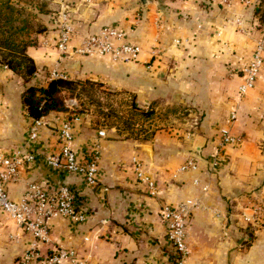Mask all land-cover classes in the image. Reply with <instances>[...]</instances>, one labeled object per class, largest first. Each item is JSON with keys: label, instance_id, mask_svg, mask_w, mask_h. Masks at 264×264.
<instances>
[{"label": "crops", "instance_id": "1", "mask_svg": "<svg viewBox=\"0 0 264 264\" xmlns=\"http://www.w3.org/2000/svg\"><path fill=\"white\" fill-rule=\"evenodd\" d=\"M222 1L51 0L55 11L26 49L37 70L29 83L59 69L69 79L126 92L142 108L158 110L174 103L188 111L180 117L188 121L186 129L179 127L183 123L174 124L141 140L112 128L98 137L93 119L75 112L76 101L69 99L77 156L84 158L99 140V173L93 186L45 162L46 155L60 148L57 130L68 111L44 116L39 138L31 141L33 118L22 103L28 82L0 68V148L13 155H36L32 162L23 159L17 181L7 187L9 196L18 199L29 182L51 189L67 185L77 209L89 215L84 222L52 219L47 239L39 245L42 253L64 246L76 249L77 261L84 264H179L159 212L192 198L198 201L188 224L192 252L181 264H264V207L257 209L264 205V64L254 86L238 91L241 67L264 40L252 14L253 0H235L230 6ZM64 10L74 29L70 48L103 25H114L128 42L142 47L139 60L60 54L54 43ZM261 55L264 59V44ZM222 128L241 135L242 143L220 146ZM134 155L157 181L156 195L137 180ZM189 158L197 168L172 177ZM30 242L32 237L0 211V264H18Z\"/></svg>", "mask_w": 264, "mask_h": 264}, {"label": "built area", "instance_id": "2", "mask_svg": "<svg viewBox=\"0 0 264 264\" xmlns=\"http://www.w3.org/2000/svg\"><path fill=\"white\" fill-rule=\"evenodd\" d=\"M234 1L223 0L222 3L230 6ZM236 22L240 24L241 19L236 18ZM73 30L71 16L64 10L60 14L54 43L60 54L72 52L87 57L105 56L112 61L120 62L139 60L142 47L137 43L128 42L126 33L117 26L103 25L99 31L85 36L80 43L70 48ZM175 43H178L177 39ZM262 49L263 42L257 45L252 59L241 67L242 82L238 88L239 93H244L254 86L264 64L261 55ZM3 68L7 69V66L4 65ZM46 78L47 80L69 79V76L63 70L51 69ZM74 123L75 115L67 112L57 130L60 148L58 151L46 155L45 162L53 169L79 175L88 185L93 186L97 184L99 173V140L95 139L89 153L84 158H79L73 148ZM44 125V116L33 118L28 131L31 141L39 138ZM97 135L103 137L105 131L100 129ZM242 141L241 135L233 134L227 128L220 130L218 141L220 146H239ZM23 159L32 162L36 159V155L33 152L26 155H20V153L13 155L0 148V211L11 217L19 228L32 237V242L20 254L18 264H84V262L77 261V251L72 247L58 246L47 254L41 252L39 245L46 241L52 219L65 217L77 222H84L89 215L87 211L77 209L75 195L67 185H58L51 189L38 182H29L22 195L18 199H12L8 194L7 187L10 183L17 181L19 166ZM196 168L195 160L189 158L173 171L172 177ZM133 171L137 180L145 185L150 195L154 196L158 193L157 181L145 172L136 155L133 156ZM194 181L198 183V179ZM197 206V200L187 198L175 205H166L159 212L164 224L165 238L174 251L179 264L187 259L192 252L188 224L192 212ZM262 207H264L263 204L258 205L257 209H262Z\"/></svg>", "mask_w": 264, "mask_h": 264}, {"label": "rangeland", "instance_id": "3", "mask_svg": "<svg viewBox=\"0 0 264 264\" xmlns=\"http://www.w3.org/2000/svg\"><path fill=\"white\" fill-rule=\"evenodd\" d=\"M10 1L14 4L13 8L15 10L12 13L13 22L7 24L5 23V18L0 22V43L9 40L14 43H19V41L33 43V36L45 29L42 23L43 20H45L50 12L55 11L52 8L53 3L51 0ZM160 1L165 3L169 0ZM4 2L5 0H0V7ZM258 5H261V0H253L254 12L252 14L258 18L260 25L257 28L262 30V40H264V25L259 18L262 12L255 11ZM1 11L4 13V17L11 15L4 7L1 8ZM19 27H22L23 30L16 31ZM11 50L12 47H7L6 49L4 47L0 48V68L4 66V57H11L10 55L13 53H11ZM46 77H44L43 81L37 80L33 83L43 85L48 81ZM93 83L97 85L86 84L84 87H80V89L75 91V96H66L65 105L66 103H70L69 99L75 100L77 105L75 112L88 114L95 123L94 127L99 130L109 131L114 128L119 135L133 136L141 140H146L150 139L156 130L168 129L170 125H180L179 123H183L184 125H180V128L184 129L188 127V121L180 119V117L182 118L188 114V111L182 106L178 108L173 103L158 110L151 106L142 108L135 105L132 95L123 91H115L105 84L96 81ZM23 84L25 85L24 81ZM178 98V96L173 97L172 101H177ZM67 111L71 112L69 109ZM174 118L178 119V121L173 122Z\"/></svg>", "mask_w": 264, "mask_h": 264}, {"label": "trees", "instance_id": "4", "mask_svg": "<svg viewBox=\"0 0 264 264\" xmlns=\"http://www.w3.org/2000/svg\"><path fill=\"white\" fill-rule=\"evenodd\" d=\"M2 4L3 5L0 7V22L5 18V23L10 24L13 22L12 13L15 11L13 8L14 4L10 0H5ZM2 7L11 13V15L4 17V13L1 11ZM255 11L262 12L259 18L264 25V0H261V5H258ZM20 29L23 30L22 27H19L16 31ZM28 45H30L29 42L19 41V43H14L9 40L1 42L0 48L4 47L6 49L7 47H12L11 53H13L10 55L11 57H4L5 63L3 65L23 78L25 82H28L22 95V103L25 111L32 118L46 116L55 111H67L65 105L66 96H75V91L80 89V87H84L86 84L97 85L90 80L82 81L63 78L50 79L43 85L29 83L37 70L33 59L26 52Z\"/></svg>", "mask_w": 264, "mask_h": 264}, {"label": "water", "instance_id": "5", "mask_svg": "<svg viewBox=\"0 0 264 264\" xmlns=\"http://www.w3.org/2000/svg\"><path fill=\"white\" fill-rule=\"evenodd\" d=\"M0 91H1V83H0Z\"/></svg>", "mask_w": 264, "mask_h": 264}]
</instances>
